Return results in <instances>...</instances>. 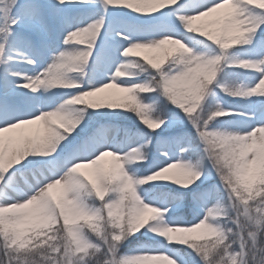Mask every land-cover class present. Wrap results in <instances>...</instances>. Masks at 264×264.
Masks as SVG:
<instances>
[{"label": "snow or ice", "instance_id": "snow-or-ice-1", "mask_svg": "<svg viewBox=\"0 0 264 264\" xmlns=\"http://www.w3.org/2000/svg\"><path fill=\"white\" fill-rule=\"evenodd\" d=\"M0 264H264V0H0Z\"/></svg>", "mask_w": 264, "mask_h": 264}]
</instances>
